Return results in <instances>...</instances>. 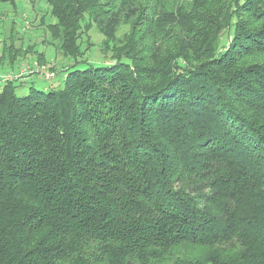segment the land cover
<instances>
[{
  "label": "trees",
  "instance_id": "obj_1",
  "mask_svg": "<svg viewBox=\"0 0 264 264\" xmlns=\"http://www.w3.org/2000/svg\"><path fill=\"white\" fill-rule=\"evenodd\" d=\"M45 1L111 63L0 86V264H264V0Z\"/></svg>",
  "mask_w": 264,
  "mask_h": 264
},
{
  "label": "rangeland",
  "instance_id": "obj_2",
  "mask_svg": "<svg viewBox=\"0 0 264 264\" xmlns=\"http://www.w3.org/2000/svg\"><path fill=\"white\" fill-rule=\"evenodd\" d=\"M16 4L17 7L14 8L9 3H0V76L8 72H16L21 66L38 62L46 66H54L56 76L52 82L55 86H59L64 81L67 69L87 67L89 64L104 65L108 61L111 63L110 58L106 57L101 50L104 36L95 23L92 24L88 32L89 38H83L82 47L85 49V54L83 57L78 58L79 63L74 64V59L64 55L60 42L53 39L46 28L49 22H54L46 1L17 0ZM128 31L129 26H122L118 30L117 36H123ZM4 41L7 42V46L13 43L16 48L21 47L23 51L27 49L25 55L21 52L17 56V58L24 56L23 59L19 60L21 64L23 63L22 65H17V68L14 67L13 69L2 66V61L5 58L7 62V57L3 52ZM34 51L44 54L45 59L42 60L43 62L38 61L37 54ZM41 79L42 77L40 78L38 74L24 77L22 79L23 83L17 91L18 94H27L31 85L40 90H47L50 82Z\"/></svg>",
  "mask_w": 264,
  "mask_h": 264
},
{
  "label": "built area",
  "instance_id": "obj_3",
  "mask_svg": "<svg viewBox=\"0 0 264 264\" xmlns=\"http://www.w3.org/2000/svg\"><path fill=\"white\" fill-rule=\"evenodd\" d=\"M32 74H38L40 78L42 77V79L47 80L49 82H52L54 77L56 76V72L50 70L48 66L36 62L31 65L21 66L20 69H18L16 72H8L3 76H0V86L10 80H20Z\"/></svg>",
  "mask_w": 264,
  "mask_h": 264
},
{
  "label": "crops",
  "instance_id": "obj_4",
  "mask_svg": "<svg viewBox=\"0 0 264 264\" xmlns=\"http://www.w3.org/2000/svg\"><path fill=\"white\" fill-rule=\"evenodd\" d=\"M21 64V63H20ZM20 64H18V65H20ZM17 68V67H16ZM10 71H12V70H10ZM42 80V79H41ZM53 82H50L49 83V88H50V86H51V84H52Z\"/></svg>",
  "mask_w": 264,
  "mask_h": 264
}]
</instances>
